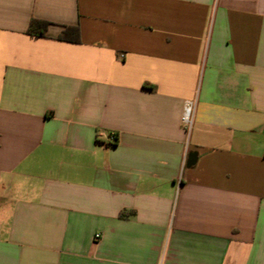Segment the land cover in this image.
Returning a JSON list of instances; mask_svg holds the SVG:
<instances>
[{
  "label": "crops",
  "instance_id": "crops-1",
  "mask_svg": "<svg viewBox=\"0 0 264 264\" xmlns=\"http://www.w3.org/2000/svg\"><path fill=\"white\" fill-rule=\"evenodd\" d=\"M0 264H264V0H0Z\"/></svg>",
  "mask_w": 264,
  "mask_h": 264
},
{
  "label": "trees",
  "instance_id": "trees-1",
  "mask_svg": "<svg viewBox=\"0 0 264 264\" xmlns=\"http://www.w3.org/2000/svg\"><path fill=\"white\" fill-rule=\"evenodd\" d=\"M51 23L45 20L32 19L29 27L28 33L32 36L41 37L49 35L48 29ZM58 38L61 40L69 42H79L80 41V29L78 26H66L61 31ZM125 213H121V216H124Z\"/></svg>",
  "mask_w": 264,
  "mask_h": 264
},
{
  "label": "built area",
  "instance_id": "built-area-1",
  "mask_svg": "<svg viewBox=\"0 0 264 264\" xmlns=\"http://www.w3.org/2000/svg\"><path fill=\"white\" fill-rule=\"evenodd\" d=\"M197 106V99H187L183 105V111L181 114V124L185 132L190 136L194 127L195 111ZM117 139L115 135L110 136V142L116 143ZM99 237V235L97 236Z\"/></svg>",
  "mask_w": 264,
  "mask_h": 264
},
{
  "label": "water",
  "instance_id": "water-1",
  "mask_svg": "<svg viewBox=\"0 0 264 264\" xmlns=\"http://www.w3.org/2000/svg\"><path fill=\"white\" fill-rule=\"evenodd\" d=\"M196 158H197V154L196 153H191L187 162V166L190 167L192 165L195 164L196 162Z\"/></svg>",
  "mask_w": 264,
  "mask_h": 264
}]
</instances>
